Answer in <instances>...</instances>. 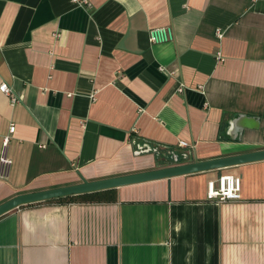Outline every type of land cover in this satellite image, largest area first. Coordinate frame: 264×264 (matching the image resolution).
<instances>
[{
	"label": "crops",
	"instance_id": "obj_1",
	"mask_svg": "<svg viewBox=\"0 0 264 264\" xmlns=\"http://www.w3.org/2000/svg\"><path fill=\"white\" fill-rule=\"evenodd\" d=\"M80 1L0 0V204L264 149V0ZM108 196L0 216V264H264V160Z\"/></svg>",
	"mask_w": 264,
	"mask_h": 264
},
{
	"label": "water",
	"instance_id": "obj_2",
	"mask_svg": "<svg viewBox=\"0 0 264 264\" xmlns=\"http://www.w3.org/2000/svg\"><path fill=\"white\" fill-rule=\"evenodd\" d=\"M263 160L264 149L249 153H243L240 155L220 157L217 159L204 161L194 160L191 162L187 161L182 164H174L170 166L154 168L139 173L109 177L98 180L88 181L83 179L81 183L74 185L16 195L0 204V216L26 204L43 202L67 196H76L85 193L104 191L152 180L171 178L175 176L189 175L206 171L221 170L240 164L258 162ZM177 161L178 159L175 158V163H177Z\"/></svg>",
	"mask_w": 264,
	"mask_h": 264
},
{
	"label": "built area",
	"instance_id": "obj_3",
	"mask_svg": "<svg viewBox=\"0 0 264 264\" xmlns=\"http://www.w3.org/2000/svg\"><path fill=\"white\" fill-rule=\"evenodd\" d=\"M80 3L90 8V4L86 0H81ZM222 34L218 32V37H221ZM172 31L170 28H160L150 31V40L152 42H165L171 40ZM0 90L3 93L10 94V88L6 83L0 84ZM12 102H15V99L12 98ZM15 126L10 125L9 133H13ZM9 137H4L3 146L5 147L8 143ZM180 147H187L183 142L179 144ZM178 159V158H177ZM175 161V159H174ZM11 160H9L5 152L2 153L0 157V172L1 175H5L8 172ZM207 200H214L217 202L225 201H234L241 199V179L233 175H221L215 181H209L207 184L206 190Z\"/></svg>",
	"mask_w": 264,
	"mask_h": 264
},
{
	"label": "trees",
	"instance_id": "obj_4",
	"mask_svg": "<svg viewBox=\"0 0 264 264\" xmlns=\"http://www.w3.org/2000/svg\"><path fill=\"white\" fill-rule=\"evenodd\" d=\"M113 190L114 189H109V190H104V191L85 193V194L76 195V196H67V197L47 200L46 202H54V203H60V204L72 203V202H94L98 200L99 197H102V196L107 197V199L110 201L111 198L108 196V194L113 193Z\"/></svg>",
	"mask_w": 264,
	"mask_h": 264
},
{
	"label": "rangeland",
	"instance_id": "obj_5",
	"mask_svg": "<svg viewBox=\"0 0 264 264\" xmlns=\"http://www.w3.org/2000/svg\"><path fill=\"white\" fill-rule=\"evenodd\" d=\"M158 161H159V164H160L161 162H162L161 164H164V160H163V159H159ZM160 161H161V162H160ZM188 161H189V160H188ZM183 162H186V161L184 160ZM158 166H159V165H158ZM160 166H161V165H160ZM161 167H162V166H161Z\"/></svg>",
	"mask_w": 264,
	"mask_h": 264
}]
</instances>
